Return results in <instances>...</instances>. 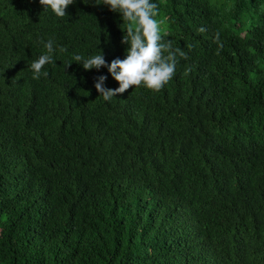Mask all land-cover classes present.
I'll return each mask as SVG.
<instances>
[{
  "label": "trees",
  "instance_id": "obj_1",
  "mask_svg": "<svg viewBox=\"0 0 264 264\" xmlns=\"http://www.w3.org/2000/svg\"><path fill=\"white\" fill-rule=\"evenodd\" d=\"M151 2L187 106L174 80L103 99L73 59L126 57L103 0H0V264H264V0Z\"/></svg>",
  "mask_w": 264,
  "mask_h": 264
},
{
  "label": "clouds",
  "instance_id": "obj_2",
  "mask_svg": "<svg viewBox=\"0 0 264 264\" xmlns=\"http://www.w3.org/2000/svg\"><path fill=\"white\" fill-rule=\"evenodd\" d=\"M44 10L49 7L60 18L68 15L67 9L75 0H39ZM103 4L111 11L120 13L123 23L127 24L122 43L128 45L126 57L116 58L109 64L102 53L85 58L79 54L73 59L81 64L85 70H100L107 68L111 76L118 82L119 87L109 89L105 87L108 77L101 75L97 77L95 88L103 96L105 101L123 94L133 86H145L152 90H163L172 80L178 83L177 101L180 106H187L191 103V93L179 86L181 77L175 74L180 59H187V54L179 47H174L172 40H166L161 35L160 28L155 17L158 15L159 5L151 0H103ZM201 28L199 31L203 32ZM44 44L47 53L41 54L29 65L34 79L42 76L47 78L49 72L45 70L46 65L54 63L53 53L54 41L49 38ZM61 52L63 48L59 49ZM72 63H69L67 68ZM187 74V71L186 73ZM175 82V83H176ZM174 83V84H175ZM165 88V89H164ZM155 95H160L155 93Z\"/></svg>",
  "mask_w": 264,
  "mask_h": 264
}]
</instances>
